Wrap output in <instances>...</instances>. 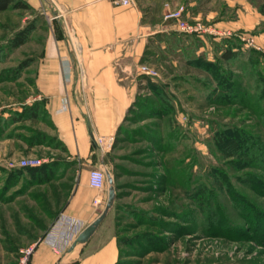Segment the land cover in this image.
Masks as SVG:
<instances>
[{"label": "rangeland", "instance_id": "rangeland-1", "mask_svg": "<svg viewBox=\"0 0 264 264\" xmlns=\"http://www.w3.org/2000/svg\"><path fill=\"white\" fill-rule=\"evenodd\" d=\"M35 17L33 10L0 12V264H30L34 246L66 223L82 169L95 168L107 173L96 219L111 188L116 197L90 250L115 241V264H264V58H255L260 71L249 82L242 66L219 61V40L156 38L112 146L89 164L63 152L43 107L30 117L28 109L42 103L35 77L46 32H31L19 48L10 43L27 27L44 28ZM220 136L241 142V158L224 155ZM28 159L43 161L45 180L22 167ZM69 223L70 244L89 225Z\"/></svg>", "mask_w": 264, "mask_h": 264}, {"label": "crops", "instance_id": "crops-1", "mask_svg": "<svg viewBox=\"0 0 264 264\" xmlns=\"http://www.w3.org/2000/svg\"><path fill=\"white\" fill-rule=\"evenodd\" d=\"M24 1L42 19L44 28L35 25V33L46 32L36 61L37 100L44 103L66 154L89 164L102 151L99 139L115 136L135 102L141 59L156 38L165 36L169 43L178 38L241 40L245 49L264 54V16L258 11L263 0H133L127 7L114 0ZM181 9L180 18L169 17ZM180 22L201 24L205 31L186 34ZM104 157L100 154L99 160ZM88 175L82 169L63 212L66 223L34 246L30 264L116 263L113 240L93 250L94 234L75 247L66 240L71 220L90 225L103 205L104 192L89 186ZM95 199L102 200L100 207Z\"/></svg>", "mask_w": 264, "mask_h": 264}, {"label": "trees", "instance_id": "trees-1", "mask_svg": "<svg viewBox=\"0 0 264 264\" xmlns=\"http://www.w3.org/2000/svg\"><path fill=\"white\" fill-rule=\"evenodd\" d=\"M18 9H24V10H32L31 6L25 2L24 0H0V12L7 11V10H18ZM258 11L261 15L264 16V0L260 3ZM34 29L33 27H27L20 31L14 39L11 40V46L12 48H19L22 45H24L30 38L31 32H33ZM235 40H230V39H224L222 41V45L224 47L221 57H219V61H221L224 65H229V66H235V67H243V70L247 72L249 75L248 80L249 82L254 78L252 75L253 70H259V67L256 69L254 68L256 64L255 58H264V54L260 51H257L255 49H245L244 47L236 46L234 45ZM148 51H146V54ZM145 61V56L141 59V62ZM204 66L206 68L214 67L217 66L215 63L205 61L203 62ZM207 70V69H206ZM260 71V70H259ZM151 86H155L151 81H148ZM260 91L263 92L261 89ZM163 102L165 105L167 104V99L163 97ZM41 104V105H40ZM43 107L45 110L44 103L40 102L37 103L34 107H31L28 109L29 112H31L30 117L33 118L35 114L38 112V108ZM47 113V111L45 110ZM225 138L224 136H220L217 140L218 146H220L222 152L227 158H232L235 160V158H241V151L243 149V145L241 144L240 141L238 140H232L228 143H225ZM63 152H67V148L63 145L61 141H59ZM242 161H249V155H244L242 157ZM235 164V161L233 162ZM28 170L31 172V174L34 177L40 178V181L45 180L47 173L44 171H40V167H35V168H28Z\"/></svg>", "mask_w": 264, "mask_h": 264}, {"label": "built area", "instance_id": "built-area-1", "mask_svg": "<svg viewBox=\"0 0 264 264\" xmlns=\"http://www.w3.org/2000/svg\"><path fill=\"white\" fill-rule=\"evenodd\" d=\"M114 3L118 6L127 7L133 3V0H114ZM183 9L179 10L178 12L171 14L169 17L172 18H180L182 15ZM179 28L182 32L186 34H198L205 31V27L201 24H189L186 22H180ZM114 142V137H110L108 139L100 138L99 143L101 144L103 149L111 147ZM43 164L42 160L38 159H28L21 162L22 167L24 168H35L39 167ZM107 179V173L102 168H95L89 171L88 175V184L91 188L103 193L105 189ZM102 204L101 199H95L94 205L99 207ZM33 251V249H32ZM31 252V251H30ZM29 252V253H30ZM21 264H26V259L22 260Z\"/></svg>", "mask_w": 264, "mask_h": 264}, {"label": "water", "instance_id": "water-1", "mask_svg": "<svg viewBox=\"0 0 264 264\" xmlns=\"http://www.w3.org/2000/svg\"><path fill=\"white\" fill-rule=\"evenodd\" d=\"M116 194L113 188H111L109 192V200L106 207L105 212L97 218L93 223H91L89 226H87L76 238V240L73 243V247H75L78 244H85L87 243L92 235L96 232L98 226L102 223V221L105 219L108 211L111 209L113 202L115 200Z\"/></svg>", "mask_w": 264, "mask_h": 264}]
</instances>
